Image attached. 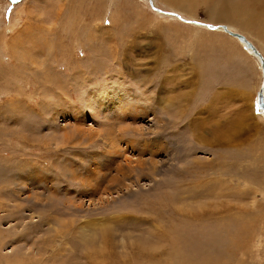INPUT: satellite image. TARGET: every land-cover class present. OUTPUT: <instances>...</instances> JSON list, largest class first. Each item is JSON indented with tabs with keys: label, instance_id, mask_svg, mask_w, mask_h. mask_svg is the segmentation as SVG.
<instances>
[{
	"label": "rangeland",
	"instance_id": "obj_1",
	"mask_svg": "<svg viewBox=\"0 0 264 264\" xmlns=\"http://www.w3.org/2000/svg\"><path fill=\"white\" fill-rule=\"evenodd\" d=\"M198 1H174L186 14L161 0H0V264H138V248L161 253L151 264H182L207 226L232 233L225 217L238 211L260 225L246 242L239 233L215 247L231 249L230 264H264L261 63L222 29L198 25L232 23ZM229 29L264 59L252 30ZM122 87L137 109L117 111L111 91ZM88 91L104 94L97 111ZM238 146L251 155L229 159ZM91 175L92 193L76 180ZM170 222L185 236L158 234ZM194 242L191 258L210 255Z\"/></svg>",
	"mask_w": 264,
	"mask_h": 264
},
{
	"label": "bare ground",
	"instance_id": "obj_2",
	"mask_svg": "<svg viewBox=\"0 0 264 264\" xmlns=\"http://www.w3.org/2000/svg\"><path fill=\"white\" fill-rule=\"evenodd\" d=\"M174 1H177V0H161V2L169 5L172 9L178 11V12H181V13H186L188 14L189 12H192V10H189L187 8V5L185 6H177L174 4ZM180 1H186V2H189L191 3L194 7H198L200 4H202L201 1H198V0H180ZM213 3L210 4V7L211 9L213 10V13L209 14L208 17L213 19L215 22L217 23H221L220 21L218 20H223V21H231L232 23H226L229 27H237L239 28L240 30L242 31H245V32H251V30L255 33V34H252L254 37H257L259 40H261L263 43H264V0H240V1H237L235 3H230L231 1L230 0H211ZM213 22V21H211ZM195 24V23H194ZM224 23H221L220 25H222ZM15 26V25H14ZM226 27V26H225ZM224 26H220V27H215L217 28V30H219L218 28H220V30L222 29V31L226 32L228 35L232 36V37H235L234 34H238V33H234V32H231L229 31V27L228 28H225ZM255 28V30H254ZM229 29V30H228ZM12 30V29H10ZM233 34V35H231ZM240 35V34H238ZM242 36V35H240ZM245 40L246 38L244 36H242ZM236 39H238L237 37H235ZM240 42L244 43L245 45V48H249V45H246L245 43L247 42L248 44H250L247 40L246 42H243L242 40L238 39ZM251 45V44H250ZM252 46V45H251ZM250 46V51L254 57L257 56L256 53H258L255 48L252 46ZM246 54V53H245ZM259 54V53H258ZM242 54L239 53V56H241ZM260 55V54H259ZM238 56V57H239ZM261 56V55H260ZM262 57V56H261ZM257 58V57H256ZM259 58V57H258ZM241 60V59H240ZM244 60V59H243ZM258 60V59H257ZM256 60V61H257ZM260 60V59H259ZM258 60V61H259ZM241 62V61H240ZM261 63V61H260ZM260 65V64H259ZM261 66V69H262V64L260 65ZM71 67V66H70ZM73 69V68H72ZM75 69V68H74ZM73 69V70H74ZM76 72V71H75ZM78 73V72H76ZM262 73H263V70H262ZM79 74V73H78ZM74 75H76L74 73ZM80 75V74H79ZM264 75V74H263ZM83 77L82 75L80 76H76V79L77 78H81ZM87 78H85L86 80ZM264 80V79H263ZM87 83V82H86ZM124 87L121 88L120 90V94L118 95V89H114L113 91H111V93H115V98L111 97V99H113V102H117V103H122V105L118 104V106L116 107L117 108V111L120 110L121 108H123L124 110L123 111H127L129 109H137L135 106H136V100H134L132 97L133 94H131V91L129 89H123ZM263 90V98H262V101L264 99V81L262 83V88ZM87 95L85 97V104H86V108L89 109V111L91 110H95L97 111V107L98 104H97V99L99 98V94L100 95H104L103 92H99L98 93H93V92H86ZM116 94H117V97H116ZM145 95V94H144ZM132 96V97H131ZM115 99V100H114ZM142 102V101H141ZM264 103V102H263ZM249 105L252 106V100L250 98L249 100ZM251 109V108H250ZM94 111V112H95ZM99 111V110H98ZM93 112V113H94ZM96 113V112H95ZM92 114V113H91ZM251 115L252 112H250ZM60 115V114H59ZM262 115V114H261ZM264 116V110H263V115ZM83 117V116H81ZM241 119H245L248 117L247 115V109L241 111V115H240ZM83 130V129H81ZM123 130V129H122ZM84 131V130H83ZM86 131V130H85ZM84 131V132H85ZM87 132L91 133L90 131L87 130ZM88 133V134H89ZM106 133V132H105ZM85 134V133H83ZM87 134V133H86ZM85 134V135H86ZM92 134V133H91ZM112 134V133H111ZM107 135V134H106ZM87 136V135H86ZM88 137H90L88 135ZM106 139V138H105ZM114 140V139H113ZM107 141V140H106ZM112 141V140H110ZM216 142V141H215ZM107 145V144H106ZM111 142H110V144ZM110 147V146H108ZM212 146L210 145V148ZM112 148V147H110ZM241 147L238 146L237 149H233V148H230L229 147V151L230 153H234L235 155H233L231 158L229 159H236V160H240V159H243L245 155H247L246 157L250 156L251 154L249 152H247L246 149H244L243 151L240 149ZM227 153H223V154H220L218 156H222V155H227ZM94 155V154H93ZM217 156V157H218ZM94 158V157H93ZM224 158V157H223ZM92 159V158H91ZM245 159V158H244ZM95 160V159H94ZM138 163V162H136ZM106 166L110 167L113 163L110 161L109 163H105ZM139 166V165H138ZM210 166V165H209ZM123 167V168H122ZM132 167H130V164L128 163H125V165H120L116 172L117 173H122V177H118L119 179H123L124 178V181L127 180V176H129L132 172ZM19 168V167H18ZM103 168V167H102ZM126 168V169H125ZM135 169V168H134ZM20 170V169H19ZM107 170V169H106ZM123 170V171H122ZM94 172V171H93ZM85 174V173H84ZM243 174V173H242ZM119 175V174H118ZM116 175V176H118ZM97 178L95 175H91L89 177H86V179L84 178H76V180H79L78 183L81 184V186L84 187L85 191H89L90 193H92L94 191V188L92 187V184L90 183L89 179H95ZM238 178V177H237ZM249 178V177H248ZM253 178V177H252ZM243 179V178H242ZM246 179V177H245ZM244 179V181H245ZM254 181H255V178H253ZM39 180V179H38ZM115 180V179H113ZM257 181V179H256ZM9 182V181H8ZM24 182V181H23ZM48 182V181H47ZM98 183H101L102 182H98ZM103 185V184H102ZM19 186V185H18ZM101 190V189H100ZM85 192V193H86ZM18 193V191L16 192ZM255 194V193H254ZM86 195V194H85ZM94 195V194H93ZM95 196V195H94ZM85 197V196H84ZM98 204V203H97ZM184 206V205H183ZM213 216V215H212ZM180 217V215H179ZM181 218V217H180ZM183 218V217H182ZM213 219V218H212ZM172 219L170 218L169 221H171ZM178 221V220H177ZM225 221H227L229 224H231V231H233L232 233H229L226 234V232H221V231H211L208 230L207 233H205V230H207V228L201 233V236L200 238L198 239L196 236V240L195 242H197V246L198 247H202L204 244H207L206 248H210V255L206 254L204 259L200 260V259H193L191 258V255L193 253L196 252L197 249H194V246H192V243H190L191 241L194 242L193 240H191L189 242V244L191 245L188 253H187V259L184 260V262L182 264H195V261H201L202 263H199V264H220V261H222V264H230V260L232 259V251L231 249H228V250H221L217 247H215V244H219L220 246L222 247H226V248H230L229 247V243L232 242L231 240H234L237 238L238 234L240 233L241 237L244 238V242H246V238H247V235L249 234V228L251 227V224L252 222L255 223L257 226H259L260 224L258 223V216H253V215H249L247 214V212L243 211H238V214H236L235 216H226L225 217ZM225 221H222V222H225ZM174 222V221H173ZM180 222V221H179ZM216 224H220V221L219 220H216ZM225 222V223H227ZM170 224V229H163L161 231H158V234H160L163 238L165 239H173L174 237L175 238H178L176 235L178 234H183L182 231H178L177 232V228H179L181 225H179L178 222H175V225H171V222L169 223ZM184 224V223H183ZM228 225V224H226ZM157 226V225H156ZM220 226V225H219ZM218 227V226H216ZM215 227V228H216ZM221 227V226H220ZM156 229H159L156 228ZM213 229V227H212ZM155 230V229H154ZM160 230V229H159ZM184 230V229H183ZM215 230V229H213ZM227 231L229 229H226ZM176 232V233H175ZM91 234V233H90ZM184 235V234H183ZM103 236H107V233H103ZM179 236V235H178ZM185 236V235H184ZM87 237L89 236H83V240L87 241L89 240ZM199 237V236H198ZM246 237V238H245ZM158 238V237H157ZM182 238V237H181ZM92 239V238H91ZM103 239V238H102ZM159 239V238H158ZM242 239V238H241ZM187 241V240H186ZM194 242V243H195ZM211 242V243H210ZM88 243V242H87ZM217 244V245H218ZM112 245V244H111ZM110 245V246H111ZM136 246L138 247V244H136ZM232 246V245H231ZM243 246L245 247V244L243 243ZM242 246V247H243ZM204 247V246H203ZM243 247V251H242V257L243 259L247 258L246 256V253L244 252V248ZM197 248V247H196ZM225 248V249H226ZM136 250V249H135ZM94 251L96 252V255H102V253L100 252H97V250L94 249ZM234 251V250H233ZM135 252V262H140L138 264H151V259H155L156 257V260L155 261H159V257L161 256V253H158L157 256L155 255H152L149 251H145V253H143L142 251H140V249L138 248ZM201 252V251H200ZM88 257V256H87ZM202 257V258H203ZM221 259V260H220ZM251 259V258H250ZM132 261V259H131ZM130 261V262H131ZM245 262V261H242V263ZM126 264V263H125ZM129 264V263H127ZM133 264H135L133 262ZM169 264V263H168ZM235 264V263H234ZM240 264H241V261H240Z\"/></svg>",
	"mask_w": 264,
	"mask_h": 264
},
{
	"label": "water",
	"instance_id": "obj_3",
	"mask_svg": "<svg viewBox=\"0 0 264 264\" xmlns=\"http://www.w3.org/2000/svg\"><path fill=\"white\" fill-rule=\"evenodd\" d=\"M149 1H152V0H149ZM150 4H152V3L150 2ZM163 14H166V15H169V16H172V17H176V18H178V19H180L182 21H185L183 18L179 17L176 13L175 14L174 13H163ZM198 25L205 26V27H207L209 29H212V30L217 29V28H215L213 26H209V25H206V24L199 23ZM231 35H233V34H231ZM234 36L237 37L238 39L242 40L243 42H246V40L242 36H240L238 34H234ZM245 44L246 45H249V47L251 46L247 42ZM256 54H257V56L259 57V59L261 61L262 70H263V74H264V59L258 53H256ZM262 93H263V90L262 89H260L258 91V93H257V103H258V105H261V106L264 105V103L262 102V98H263V96H262L263 94Z\"/></svg>",
	"mask_w": 264,
	"mask_h": 264
}]
</instances>
